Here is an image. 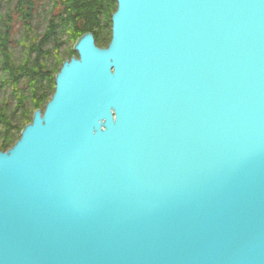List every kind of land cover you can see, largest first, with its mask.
Segmentation results:
<instances>
[{"label": "water", "instance_id": "1", "mask_svg": "<svg viewBox=\"0 0 264 264\" xmlns=\"http://www.w3.org/2000/svg\"><path fill=\"white\" fill-rule=\"evenodd\" d=\"M0 149V264H264V0H116Z\"/></svg>", "mask_w": 264, "mask_h": 264}, {"label": "trees", "instance_id": "2", "mask_svg": "<svg viewBox=\"0 0 264 264\" xmlns=\"http://www.w3.org/2000/svg\"><path fill=\"white\" fill-rule=\"evenodd\" d=\"M117 6L116 0H0V91L10 90L0 100V149L8 150L24 120L47 105L56 73L77 54L73 45L83 33L92 31L100 46L111 41Z\"/></svg>", "mask_w": 264, "mask_h": 264}, {"label": "rangeland", "instance_id": "3", "mask_svg": "<svg viewBox=\"0 0 264 264\" xmlns=\"http://www.w3.org/2000/svg\"><path fill=\"white\" fill-rule=\"evenodd\" d=\"M117 3H118V2H117ZM108 23H109V22H107V25H108ZM112 24H113V22H112ZM112 24H111V28H112ZM44 27H45V26L43 25V26H42V29H44ZM111 28H108V26L106 27L107 30H110ZM75 43H76V42H75ZM75 43H74V44H75ZM68 45H69V43H66V44L64 45V47L68 48V47H69ZM108 45H109V43H108V44H105V45H102V46H108ZM73 46H74V45H73ZM74 47H75V46H74ZM14 49H16V55H17V56H21V54L24 52V50H22V48H21L20 46H16ZM74 50H75V48H74ZM75 51H76V50H75ZM72 55H77V56H78V53H77V54L74 53V54H72ZM72 55H71V56H72ZM71 56H70V58H71ZM70 58H67V59H70ZM67 59H66V60H67ZM57 73H59V72H57ZM57 73H56V75H57ZM9 92H10L9 89H5V91H4V90H3V91L1 90V91H0V100H1L4 96L10 94ZM45 107H46V104H44L43 106H39L37 109L41 108L42 110H44ZM33 115H34V114L31 113V115L29 116V118L26 119V120H24V123H23V124H24V125H25V124H28V123L32 120ZM25 126H26V125H25ZM0 128H1V127H0ZM24 128H25V127H24ZM22 130H23V129H22ZM22 130H21V131H22ZM20 135H21V132H20V133L18 132V133L16 134V136H17L16 140H19V138L21 137ZM13 145H14V144H13ZM9 148H10V147H9Z\"/></svg>", "mask_w": 264, "mask_h": 264}]
</instances>
